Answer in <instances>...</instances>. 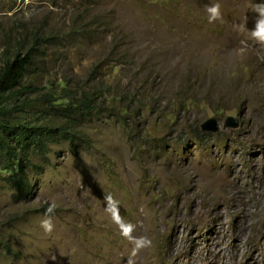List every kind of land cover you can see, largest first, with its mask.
I'll list each match as a JSON object with an SVG mask.
<instances>
[{
  "label": "rangeland",
  "instance_id": "374dc122",
  "mask_svg": "<svg viewBox=\"0 0 264 264\" xmlns=\"http://www.w3.org/2000/svg\"><path fill=\"white\" fill-rule=\"evenodd\" d=\"M34 37L32 98L65 81L102 112L32 158L26 198L0 156V264H178L180 237L209 264L219 212L229 261L264 264V0H0V68Z\"/></svg>",
  "mask_w": 264,
  "mask_h": 264
},
{
  "label": "trees",
  "instance_id": "16d2710c",
  "mask_svg": "<svg viewBox=\"0 0 264 264\" xmlns=\"http://www.w3.org/2000/svg\"><path fill=\"white\" fill-rule=\"evenodd\" d=\"M43 40L42 37H34L27 53L17 52L6 58L0 68L1 167L8 173L7 182L17 190L18 198H26L30 193L27 170L30 167L42 170L32 158L47 162L50 143L59 138L72 143L78 138L74 124L71 125L77 116L92 117L102 112L101 104H96L97 97L85 94L78 101L71 100L69 91L66 95L65 81L57 85L62 91L51 83L42 88L45 93L40 97L32 98V94L40 89L24 82L28 74L38 73L35 70L36 53L47 56L45 51H41L40 42ZM65 119L64 125L52 124Z\"/></svg>",
  "mask_w": 264,
  "mask_h": 264
},
{
  "label": "bare ground",
  "instance_id": "6f19581e",
  "mask_svg": "<svg viewBox=\"0 0 264 264\" xmlns=\"http://www.w3.org/2000/svg\"><path fill=\"white\" fill-rule=\"evenodd\" d=\"M231 188H233V187H231ZM230 212L236 213V211H232V210ZM223 217H224L223 214L221 212H219L217 217L212 218L214 225L217 224V225H220L221 227L216 232H214L215 235L212 236L210 239H208V241L205 243V245L202 249V251L206 252L205 259L208 260L209 264H233L235 255L230 257V261H229V259L226 256V248L227 247H231L232 249H234L235 253L240 252V249L238 246V243L240 241V236H238L236 234L229 235L227 231H224V226H225L224 221L225 220H223ZM175 240H177V242H178L177 245L173 246V244H172V246L168 250H169L170 254L177 257L176 260L178 261V264H181L182 263V254L180 253V251L184 247L185 241L182 237L175 239ZM230 240H232V245H229ZM189 250H190V248H189ZM144 251H145V249H144ZM193 257L194 256L191 255V258H193ZM194 264H197V262H194ZM238 264H256V259H255V256L253 254V251H250L248 253V256H247L245 261H241Z\"/></svg>",
  "mask_w": 264,
  "mask_h": 264
},
{
  "label": "water",
  "instance_id": "95a60500",
  "mask_svg": "<svg viewBox=\"0 0 264 264\" xmlns=\"http://www.w3.org/2000/svg\"><path fill=\"white\" fill-rule=\"evenodd\" d=\"M231 122H234L235 124L230 125ZM232 128V129H238L240 127L239 122L236 121V119L230 117L227 119L225 128ZM203 132H213L217 133L219 130L218 122L216 118H211L207 122H205L201 127Z\"/></svg>",
  "mask_w": 264,
  "mask_h": 264
}]
</instances>
